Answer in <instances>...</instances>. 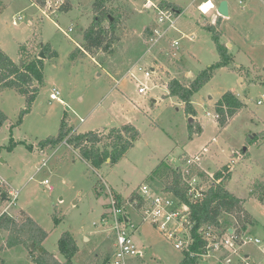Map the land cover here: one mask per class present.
<instances>
[{
    "label": "rangeland",
    "instance_id": "obj_1",
    "mask_svg": "<svg viewBox=\"0 0 264 264\" xmlns=\"http://www.w3.org/2000/svg\"><path fill=\"white\" fill-rule=\"evenodd\" d=\"M69 1L70 12L46 14L31 0H0V48L20 64L22 58L45 56L44 80L31 105L15 90L0 91L5 118L0 123V189L5 192L10 186L19 191L11 214L23 210L33 217L48 233L44 249L62 262L58 242L70 232L80 248L77 264H113L115 235L100 221L111 194L120 195L131 223L139 228L134 232L129 227L132 240L143 252L128 264H180L182 250L143 222L141 208L130 197L144 185L165 193L167 176L154 179V171L164 163L181 166L184 173L186 160L192 158L190 173L202 178L207 188L218 170L231 166L228 189L245 199L244 207L255 220L247 234L264 241V0H214L218 6L228 3L229 16L217 28L233 62L216 71L192 97L196 116L189 115L178 98L168 96L167 84L177 79L188 85L219 61L208 30L216 23L212 20L218 8L202 14L198 6L206 0H151L180 8L174 28H169L168 22L159 24L157 15L144 7L145 0H111L110 6L117 7L120 15L118 40L94 59L78 48L83 30L94 19L95 0ZM18 17L22 19L15 27L12 21ZM155 28L167 33L152 44L148 37ZM176 41L178 48L173 47ZM136 64L154 70L149 80L136 73L137 80L150 88L145 95L139 94L137 80L127 77ZM54 89L60 91L62 102L51 100ZM227 91H233L245 107L222 129L215 105ZM64 120L79 132L104 133L105 128L132 123L141 136L118 164L96 170L64 143L42 147L59 135ZM193 124L202 129L191 136ZM46 180L52 191L43 184ZM4 205L0 198V212ZM6 237L0 231V243ZM245 255L254 264H264V247L254 244L245 246L231 263L240 264ZM217 256L201 258L199 264H219ZM1 257L2 264H34L35 255L19 246L5 250Z\"/></svg>",
    "mask_w": 264,
    "mask_h": 264
},
{
    "label": "trees",
    "instance_id": "obj_2",
    "mask_svg": "<svg viewBox=\"0 0 264 264\" xmlns=\"http://www.w3.org/2000/svg\"><path fill=\"white\" fill-rule=\"evenodd\" d=\"M31 1L39 7H44L43 0ZM110 1H94L92 5L94 19L89 27L83 30V40L78 52L88 54L95 59L98 53L108 52L118 40L116 32L120 24V15L115 12L118 10L117 7L114 9L110 6ZM160 6L172 8L181 13L180 8L172 4L160 3ZM72 9V3L66 0L60 11L68 13ZM221 18L215 24L208 25V30L213 34V40L220 55L219 61L202 71L188 85L177 79H173L167 84L168 96L178 98L185 105L186 112L191 116L197 114L191 102L192 97L212 80L216 71L231 66L233 62L227 46L221 42L220 32L217 28ZM112 19H114V22H112ZM106 22L109 23L108 27L105 26ZM42 49L47 56V48L43 46ZM20 62H22V66L0 48V91L4 89L15 90L25 96L31 105L35 101L44 80L43 60L39 57H31L30 59L22 58ZM238 71L240 73L245 72H243V69ZM31 83L34 85L32 86ZM244 107V102L234 92L227 91L224 93L215 105L216 114L219 115L217 119L219 127H227L229 122ZM24 111L27 112L26 107ZM4 119V115L0 111V123ZM189 131L192 136L201 132V129L197 130L193 124ZM140 136V131L132 123L106 129L104 133L99 131L78 132L64 120L59 135L44 141L42 147H54L67 141L68 145L77 151L84 161L92 168L100 170L106 165L118 164L135 147ZM163 167H165V164H160L154 171L153 178L162 180V176H167L165 191L171 193L181 202L190 205V219L194 224L192 229L194 243L190 251H182L183 259L180 264H199L200 255L204 253L207 244L204 239L207 229H213L223 234L230 232V230L243 233L248 227L254 225V217L244 207V201L230 192L225 185L232 173L230 165H225L214 174L204 198L195 204L189 203L187 197L188 187L183 178L182 167ZM201 175H205V173L202 172ZM0 190L4 192V190ZM115 197L119 206H123L122 197L120 195H115ZM0 198L3 201L1 195ZM138 199H140L139 194L133 192L130 202L134 203ZM140 207L138 205L137 209ZM0 231L7 233L4 243H0V264L3 262L1 254L5 250L19 246L29 249L30 253L35 255L33 258L34 264H77L75 257L80 253L77 239L70 232L62 235L58 242V252L63 256L64 261H60L55 253H50L44 249L43 243L47 239L48 233L25 211H20L16 217L5 216L0 219ZM32 244H35L33 250L31 249ZM39 248L44 249L43 253H39Z\"/></svg>",
    "mask_w": 264,
    "mask_h": 264
},
{
    "label": "built area",
    "instance_id": "obj_3",
    "mask_svg": "<svg viewBox=\"0 0 264 264\" xmlns=\"http://www.w3.org/2000/svg\"><path fill=\"white\" fill-rule=\"evenodd\" d=\"M44 8L46 11L53 13L55 10H59L61 6L66 2V0H43ZM38 6V5H37ZM151 9L157 15V21L159 24L168 22L169 28H174L175 17L179 15L177 11L172 8L162 7L160 5L152 4ZM201 9V6H200ZM47 14V13H46ZM206 14V13H205ZM47 16V15H46ZM18 17L12 21L13 26H19ZM72 28L69 29V32ZM167 31L162 32L157 28L153 30V35L150 37L149 42L154 44L158 39L164 36ZM68 35V33L66 32ZM179 42H174L173 47L178 48ZM127 77L136 79V73L143 74L146 80H149L154 73L153 69H148L139 64H136L128 72ZM136 86L138 88L139 94L145 95L149 91V86L141 81H136ZM60 91L54 89L51 93V100H56L62 102L60 99ZM261 104V101H259ZM210 115V113L208 114ZM216 119L219 115H215ZM65 145L69 146L67 141L63 142ZM194 159L186 160L185 164L188 165L184 170L183 178L187 185V197L190 204H195L200 202L209 187L205 185V181L199 176H195L190 173L189 167L192 166ZM46 161L43 163V167L46 166ZM3 181L0 180V184ZM49 189L53 190V187L49 186V181L43 182ZM5 197L3 198L4 209L0 212V219L5 216L16 217L11 214L12 209L16 206L18 200L19 191L13 189L12 187H5ZM140 199L135 200L132 204L140 205L142 210L143 222L150 223L157 230L163 233L168 239L175 241V248L182 251H190L191 246L194 243L192 238V229L194 224L190 219V205L188 203L181 202V200L176 199L171 193L160 192L156 193L151 187L144 185L139 189ZM101 224L105 227H109L111 232L115 235V252H114V263L113 264H128L131 258L141 256V252L138 250L136 245L132 240V234L130 232V226L134 228V232L139 230V228L134 227L131 223L127 212L123 206H119V203L113 194H111V201L107 208V212L101 217ZM97 225V224H95ZM181 235V237H180ZM204 239L207 244L205 251L201 254V258H210L213 255H218L217 260L219 264H232V258L242 252L243 248L247 245L254 244L264 247V241L247 234V232L238 233L232 230L228 233H220L213 229H207L204 234ZM240 264H254L250 262L249 256L245 255L241 259Z\"/></svg>",
    "mask_w": 264,
    "mask_h": 264
},
{
    "label": "crops",
    "instance_id": "obj_4",
    "mask_svg": "<svg viewBox=\"0 0 264 264\" xmlns=\"http://www.w3.org/2000/svg\"><path fill=\"white\" fill-rule=\"evenodd\" d=\"M207 2V0L206 1H203L199 6H198V9L200 10V6H202L204 3H206ZM211 2H212V4H213V9H211V11L212 10H214V9H217L219 6H218V4H216L215 3V1L214 0H211ZM161 3V2H160ZM160 3H158V4H155V3H153V1H151V0H145V4H144V7L146 8V9H149L150 10V12L151 13H154L153 12V9H151L150 7H151V5L152 4H155V5H160ZM220 5V4H219ZM174 6H176V5H174ZM200 12L202 13V14H205L204 12H202L201 10H200ZM206 14H208V13H206ZM220 17H222V16H220L219 15V13H218V10L216 11V13H215V15L213 16V20H212V23H214V22H216ZM223 18L224 17H222L221 18V21L223 20ZM118 83V82H117ZM233 92V91H232ZM219 126V125H218ZM220 128V127H219ZM226 128V127H225ZM202 129V128H201ZM222 129H224V128H222ZM105 130H106V128H105ZM97 131H99V132H101L102 130H97ZM79 132V131H78ZM69 148H71L70 146H69ZM228 185H229V182H228ZM228 185L226 186L227 188H228ZM229 190V189H228ZM234 194V193H233ZM238 197V196H237ZM240 198V197H239ZM240 199H242L243 201H244V206H245V199H243V198H240ZM18 211H23V210H18ZM107 212V208L103 211V213H102V215L103 214H105ZM27 213V212H26ZM28 214V213H27ZM29 215V214H28ZM102 215H101V217H102ZM249 228H251V226L249 227ZM249 228L245 231V232H247L248 233V231H249ZM114 252H115V250H114ZM140 252H141V256H138V257H142L143 256V252H142V250H140ZM249 256V255H248ZM135 258H137V257H135ZM131 259H133V258H131ZM130 259V260H131ZM182 261V260H181ZM129 262V261H128Z\"/></svg>",
    "mask_w": 264,
    "mask_h": 264
},
{
    "label": "water",
    "instance_id": "obj_5",
    "mask_svg": "<svg viewBox=\"0 0 264 264\" xmlns=\"http://www.w3.org/2000/svg\"><path fill=\"white\" fill-rule=\"evenodd\" d=\"M218 13L222 17H228L229 16V8H228V3L227 2L223 1V2L220 3V5L218 7ZM112 22H114V19H112ZM44 57H45L44 53H41L39 58L43 59ZM21 65H22V63H21ZM31 85H33V84H31ZM193 120H194V118L191 117L190 118V122H193ZM107 131H109V130H107ZM245 151H246V149H245ZM225 185H228V182H226ZM1 196H2V198H4L5 194L1 193ZM231 232H232V230H230V233ZM31 249L32 250L35 249V244L31 245ZM38 251H39V253H43L44 249L43 248H39Z\"/></svg>",
    "mask_w": 264,
    "mask_h": 264
},
{
    "label": "clouds",
    "instance_id": "obj_6",
    "mask_svg": "<svg viewBox=\"0 0 264 264\" xmlns=\"http://www.w3.org/2000/svg\"><path fill=\"white\" fill-rule=\"evenodd\" d=\"M211 8H213V4L211 3V0H207V2L201 6L200 10L207 13Z\"/></svg>",
    "mask_w": 264,
    "mask_h": 264
},
{
    "label": "bare ground",
    "instance_id": "obj_7",
    "mask_svg": "<svg viewBox=\"0 0 264 264\" xmlns=\"http://www.w3.org/2000/svg\"><path fill=\"white\" fill-rule=\"evenodd\" d=\"M212 3V2H211ZM211 9H213V8H211ZM211 9L207 12V13H209L210 11H211Z\"/></svg>",
    "mask_w": 264,
    "mask_h": 264
}]
</instances>
